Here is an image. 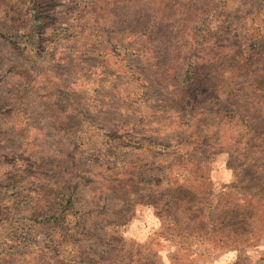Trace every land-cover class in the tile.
Returning <instances> with one entry per match:
<instances>
[{"label": "rangeland", "instance_id": "rangeland-1", "mask_svg": "<svg viewBox=\"0 0 264 264\" xmlns=\"http://www.w3.org/2000/svg\"><path fill=\"white\" fill-rule=\"evenodd\" d=\"M6 1L0 0V8ZM47 1L54 4L55 21L49 27L57 28L50 36L56 40L47 41L37 66L30 68L29 56L0 38V264H67L70 258L65 250L69 238H62L51 223L34 221L30 213L39 203L25 204L26 196L32 202L60 200L69 187L85 205H121L115 195L100 188L83 160L63 152L68 143L44 111L60 93L65 107L88 114L87 127L96 124L86 130L91 139L101 124L122 136L135 135L142 151L149 143L148 147L185 142L186 147L167 152L148 150L149 155L157 153V166L177 176L174 183L181 188L176 193L190 210L183 218L190 225L201 222L217 228L218 220L226 217L219 213L235 202L239 207L232 217L238 218L230 224L238 223L235 230L251 231L253 239L235 249L240 237L227 241L220 228L205 242L199 234L171 238L160 229L161 218L143 202L148 194L132 184L124 216L128 220L112 230L127 242L123 245L127 253L152 256L151 264H264V52L245 41L252 33L264 35V3L225 0L224 9L217 7L203 23L204 32L199 20L203 0H120L116 5L107 0L108 6L87 16L82 25L75 20L81 0ZM205 3L210 6L217 0ZM161 43V54L175 60L165 77L153 64ZM199 45L212 47L226 61L213 67L214 81L206 79L211 85L199 84L196 76L182 103L186 61L195 48L199 55ZM241 45L243 57L254 55L260 61L243 66L230 60ZM112 46L119 59L111 53ZM229 110L240 113L249 127L236 120L227 124ZM75 113L78 118L79 111ZM237 136L245 146H231ZM101 137L95 140L100 142ZM140 152L132 155L131 165L149 171ZM123 175L122 182L127 183L129 173ZM132 177L130 183H136L138 178ZM103 215L110 217V212ZM72 238L90 245L85 238ZM84 252L82 257H93Z\"/></svg>", "mask_w": 264, "mask_h": 264}, {"label": "trees", "instance_id": "trees-1", "mask_svg": "<svg viewBox=\"0 0 264 264\" xmlns=\"http://www.w3.org/2000/svg\"><path fill=\"white\" fill-rule=\"evenodd\" d=\"M119 1L114 0L113 4L116 5ZM205 1L203 0L201 6H199V20H201L204 32L206 26L203 23L211 17L210 14H214V10L217 7L222 8V10L225 7V5L221 4L225 0H217V4L210 6H207ZM255 1L253 0L251 4H255ZM260 2L264 3V0H260ZM108 4L107 0H81L77 4L78 19H75L77 24L82 25V21H85L87 16L95 14L98 10H102L103 7H107ZM53 7V2L47 0H7L6 4L0 8V38L8 45L18 48L23 54H27L30 68L37 66L40 55L45 52L47 41L56 40V38L50 36L56 33L57 28L51 29L49 27L55 21ZM86 24H83V26ZM78 25L76 28H78ZM70 28L75 27L72 26ZM66 29H63V31ZM245 41L246 46L249 43L248 47L251 49L257 50L258 53L264 52V35L261 32L256 35L253 33L250 36L246 35ZM162 46V43L159 44L160 53L153 57V64L159 71V75L165 77L173 70L172 68L175 65L173 62L175 60L161 54ZM243 50L242 45L239 46L237 51H235V53H238L233 55L230 60L235 58L238 60L237 63L243 66L260 61V58H254V55L243 57L241 55ZM111 53L119 59V54L113 46ZM171 60L172 63H170ZM120 61L123 62L122 60ZM225 61L226 58L222 57V54L215 53L212 47L205 48L199 45V55L197 48H195L190 58L186 61V69L180 91L182 94L180 102L183 103V100L187 98V94L191 93L193 86H195L194 79L196 76L199 75V84H210L206 83V79L211 78V81H214V77H211L213 67H216V63L220 64ZM126 67L131 75L136 74L131 65L126 64ZM63 98V93L58 96H52V99L46 104L47 107L44 108V111H48L46 115L48 116L49 124L54 126L56 131H61L62 137L68 143L66 149L62 151L68 158L83 160L88 170H93L92 174H95V177L100 181V188L104 191H110V193L115 195L116 201L121 204L118 206L114 203L104 204L100 202L97 207L85 205V200H82L74 189L69 187L64 189L60 200L52 199L43 203L40 201L32 202V199L26 196L25 204L28 202L33 207V204L38 205L39 203L36 211L30 213L34 221L49 225L51 223L62 238L64 236L67 239L69 238L65 242V244H69L66 245V253L70 254V258H68V261L66 260L67 264H151L149 260L153 258L152 256L150 258L142 253L137 255L127 253V250L123 247L127 243L125 239L120 234L112 232L113 229L120 227L122 223L128 220L124 216L128 211V199L132 192V184L141 187L139 190L148 194L146 201L143 202L152 207L157 216L161 218L160 229L168 233L171 238H187L199 234V236L203 235L201 240L205 242L207 238L212 236L211 232L213 230L220 228L221 237L226 238L227 241L240 237L236 241L238 244H234L235 249L252 242L253 239H250L251 231L246 232L243 228L235 230V227H238V223L230 224L238 218V216L232 217V214H237L235 208L239 207L238 203L234 202L228 210L219 213L226 214V217L218 220L217 224L219 227L217 228L214 225L205 226L201 222L190 225L183 218L184 212L190 210L187 208L186 199L176 193L181 188L179 183H174V178L177 176H174L166 168L162 169L157 166L155 162L158 156L157 153L149 155L148 150L153 148L154 150L159 149V151L167 152L172 149L186 147L185 142L174 140L172 145L161 142L148 147L149 143L142 151L140 149L142 146L137 145V141H135V135L122 136L114 128L104 127L101 124L99 125V132L91 139V137H87L86 130L95 129L96 124L92 122L87 127L85 124L89 120L88 114H85V112L82 114L83 110L77 109V107H65L61 102ZM215 103L222 105V101L218 100V98H215ZM73 110L75 112L79 111L78 118L75 112L73 114ZM229 113L230 115L228 116ZM229 113H226V117L228 116L227 124L231 123V120H236V122H241L242 126L249 127L247 120L240 117V113L235 110H229ZM68 117L76 118V120L71 122ZM81 120H83V123H81ZM101 134L105 136L102 138ZM116 136L118 137L116 138ZM97 137H101L100 142L95 140ZM241 140L237 136L234 142L230 144L231 146H238V144L245 146L246 143ZM190 144L194 143L191 142ZM138 150L141 151L140 156L144 164L147 165L149 163L148 166H151L149 171H142L136 168V165H131L132 162H135L132 155ZM189 169L192 170V168ZM126 172L129 173V175H126L127 183H123V174ZM132 175L138 178L136 183H130L133 180ZM6 189L9 190L8 187ZM124 190L128 192L124 193ZM243 209L240 206L239 212H241V216H243ZM107 211L110 212V217L103 215ZM99 216H102V218ZM227 228L231 230L229 235ZM247 234L250 237H247ZM73 236L80 237L82 240L85 238V243L90 245L87 248L83 245V241L80 242L79 239L76 240L74 238L70 239ZM242 236H245L244 239H242ZM255 238L256 240L260 239L261 234ZM81 250L90 252L93 257H82L86 253H81Z\"/></svg>", "mask_w": 264, "mask_h": 264}]
</instances>
